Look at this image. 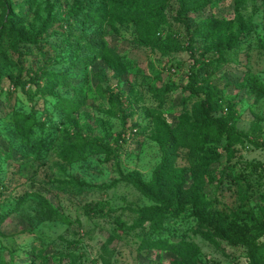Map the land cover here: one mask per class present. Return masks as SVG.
I'll use <instances>...</instances> for the list:
<instances>
[{"label":"rangeland","instance_id":"rangeland-1","mask_svg":"<svg viewBox=\"0 0 264 264\" xmlns=\"http://www.w3.org/2000/svg\"><path fill=\"white\" fill-rule=\"evenodd\" d=\"M10 23L40 42L16 52ZM166 39L185 50L164 56ZM194 67L223 128L186 91ZM119 135L115 161L68 159L81 137ZM198 216L264 243V0H0V264H264L261 248L209 243Z\"/></svg>","mask_w":264,"mask_h":264},{"label":"trees","instance_id":"trees-1","mask_svg":"<svg viewBox=\"0 0 264 264\" xmlns=\"http://www.w3.org/2000/svg\"><path fill=\"white\" fill-rule=\"evenodd\" d=\"M180 3L183 2V0H178ZM82 19L86 20L88 19V16L90 15V11L82 10ZM13 23H10V28L7 30V33L4 36H8L9 38H14V42L12 44V49L18 52L19 46L21 42H28V43H35L38 44L40 41L37 39L39 35H34L30 39L25 40V38L21 35H18L13 28ZM17 34L15 37L14 35ZM233 40V41H231ZM236 38L235 36H232L229 40V47H234L236 44ZM158 50L167 57H171L173 54H178L185 50L184 48L177 47L174 44L167 42V39L165 42H160L158 45ZM188 50H191L189 48ZM192 56L194 57V53H192ZM23 70H21V73ZM200 73L197 72L196 67L192 68L189 73V82L186 88V91L190 94V98H201V102L199 103V112L201 117L204 120V126H207L209 128H212L215 125H219L221 128L223 126L219 124V120L215 118L212 114V107L213 102L215 100V96L217 95L218 91L215 87H200L202 81L200 77ZM9 79L11 83L17 87L19 85L26 86L28 84H32L36 87V94L44 96L45 89L41 88L38 81L34 77H30L28 81H24L21 77V75L15 79L13 75H9ZM171 90V87L167 86L163 90L153 89V93L156 95V97H159V99H163L164 96ZM116 102L122 110V103L120 102V99L116 97ZM79 104L75 103L74 101L69 102H63L62 108L64 111L73 113L78 110ZM18 120L22 119L24 120V123L26 124L27 128H29L32 124V118L31 117H21L17 116ZM41 126V125H38ZM44 131V130H43ZM50 131V130H49ZM31 132V131H30ZM226 133H228L230 136H233L240 141V135L237 133L235 127L226 128ZM46 134V133H45ZM48 137V135H46ZM83 144L79 149H76L73 151L69 156L68 159L71 161H80L83 159L87 151L96 152V153H102L105 154L107 159L110 158L114 161L119 159L122 152V144L126 142V138L123 137V135H119L115 140L113 145L109 143H100L95 139L91 138H80L78 139ZM46 141H44L45 143ZM163 155L164 159H167L170 156V150L168 148H163ZM165 165V162L162 163V167ZM125 182L133 184L137 190L140 192L147 194V190L142 186V184L138 181L135 177H128L124 179ZM88 215L92 214V211L89 210L87 212ZM200 218L201 224L205 225V228L208 229V231H205L204 229H200L198 233H200L209 243L219 248L221 246V243L218 241V239H223L229 241L231 244H241L250 247L251 250H259L258 248H261V250L264 251V243L258 244L256 239H249L242 235L240 230H237L234 234V237L230 238L227 236L225 231H222L218 228V226L209 220H202L201 216H198ZM117 223L121 226H123V223L121 221H117ZM194 246V245H192ZM158 248L161 249H181L179 245H169L164 247L163 244L158 245ZM195 249L199 250L198 247H194Z\"/></svg>","mask_w":264,"mask_h":264}]
</instances>
